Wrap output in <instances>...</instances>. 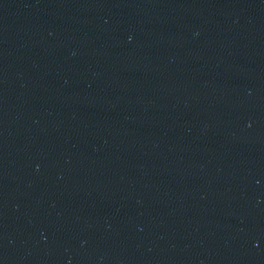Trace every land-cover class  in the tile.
<instances>
[{
	"label": "water",
	"instance_id": "obj_1",
	"mask_svg": "<svg viewBox=\"0 0 264 264\" xmlns=\"http://www.w3.org/2000/svg\"><path fill=\"white\" fill-rule=\"evenodd\" d=\"M0 264H264V0H0Z\"/></svg>",
	"mask_w": 264,
	"mask_h": 264
}]
</instances>
